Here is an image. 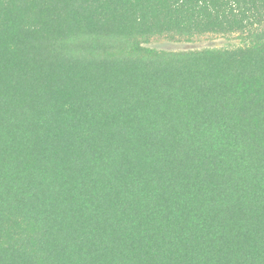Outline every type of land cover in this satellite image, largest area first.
Segmentation results:
<instances>
[{"label": "trees", "instance_id": "1", "mask_svg": "<svg viewBox=\"0 0 264 264\" xmlns=\"http://www.w3.org/2000/svg\"><path fill=\"white\" fill-rule=\"evenodd\" d=\"M0 264H264V0H0Z\"/></svg>", "mask_w": 264, "mask_h": 264}, {"label": "rangeland", "instance_id": "2", "mask_svg": "<svg viewBox=\"0 0 264 264\" xmlns=\"http://www.w3.org/2000/svg\"><path fill=\"white\" fill-rule=\"evenodd\" d=\"M248 44L247 33L203 34L189 38L175 36L152 37L141 42L145 48L182 52L201 49H235Z\"/></svg>", "mask_w": 264, "mask_h": 264}]
</instances>
